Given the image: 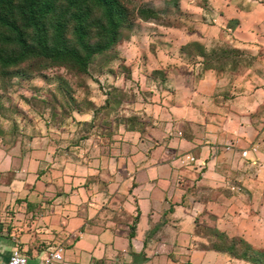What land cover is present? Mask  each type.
Here are the masks:
<instances>
[{"label":"crops","instance_id":"0c3cea01","mask_svg":"<svg viewBox=\"0 0 264 264\" xmlns=\"http://www.w3.org/2000/svg\"><path fill=\"white\" fill-rule=\"evenodd\" d=\"M176 1L190 29L139 19L117 43L130 57L147 41L131 71L151 133L65 148L0 137V264L15 247L31 262L61 247L57 264H253L207 227L264 249L248 238L264 235V0Z\"/></svg>","mask_w":264,"mask_h":264},{"label":"rangeland","instance_id":"374dc122","mask_svg":"<svg viewBox=\"0 0 264 264\" xmlns=\"http://www.w3.org/2000/svg\"><path fill=\"white\" fill-rule=\"evenodd\" d=\"M122 1L132 12L140 5L155 8L156 24L188 29L193 26L188 12L181 9L176 0ZM142 24L134 19L130 30L139 27L141 32ZM151 27L155 28L151 35L161 32L157 26ZM131 31L122 34L125 36ZM138 43V49L130 57L124 55L117 43L110 50L94 55L85 73L43 59L25 62L3 73L0 71V137H5L9 144L19 140L27 144L38 139L54 141L65 148L98 137L109 144L114 134L124 129L151 133L156 123L150 119L152 112L146 105L150 102L148 90L137 88L138 81L131 71L136 64L141 66L148 60L147 41L140 39ZM186 50L189 53L198 51L193 45ZM84 110H89V120L74 116ZM203 233L223 247L236 242L234 251L237 254L244 251L243 242L246 241L242 238L230 239L219 232L223 234L219 239L218 231L212 227L205 228ZM248 238L253 244L264 246V235L261 240L255 234H249ZM240 240L243 242H238ZM254 250L264 252V249Z\"/></svg>","mask_w":264,"mask_h":264},{"label":"trees","instance_id":"16d2710c","mask_svg":"<svg viewBox=\"0 0 264 264\" xmlns=\"http://www.w3.org/2000/svg\"><path fill=\"white\" fill-rule=\"evenodd\" d=\"M157 16L146 5L132 12L122 0H0V71L43 59L85 73L94 55L129 36L122 32L131 31L134 19ZM189 45L202 51L197 43ZM222 235L218 232L217 237ZM243 244L244 251L237 254L236 242L225 247L214 242L220 251L264 264V252Z\"/></svg>","mask_w":264,"mask_h":264},{"label":"built area","instance_id":"2783aa9c","mask_svg":"<svg viewBox=\"0 0 264 264\" xmlns=\"http://www.w3.org/2000/svg\"><path fill=\"white\" fill-rule=\"evenodd\" d=\"M62 260V248L57 247L46 252L39 260L29 261L28 257L17 247L13 248L4 264H57Z\"/></svg>","mask_w":264,"mask_h":264}]
</instances>
